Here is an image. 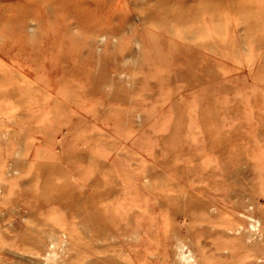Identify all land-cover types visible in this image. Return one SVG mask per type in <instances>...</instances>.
Listing matches in <instances>:
<instances>
[{
    "label": "rangeland",
    "instance_id": "374dc122",
    "mask_svg": "<svg viewBox=\"0 0 264 264\" xmlns=\"http://www.w3.org/2000/svg\"><path fill=\"white\" fill-rule=\"evenodd\" d=\"M0 264H264V0H0Z\"/></svg>",
    "mask_w": 264,
    "mask_h": 264
}]
</instances>
